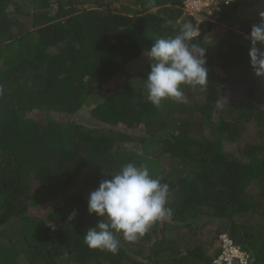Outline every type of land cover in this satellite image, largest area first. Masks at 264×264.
<instances>
[{
  "label": "trees",
  "instance_id": "16d2710c",
  "mask_svg": "<svg viewBox=\"0 0 264 264\" xmlns=\"http://www.w3.org/2000/svg\"><path fill=\"white\" fill-rule=\"evenodd\" d=\"M184 1L0 0V264H226L225 237L264 264V77L244 36L264 0L212 15ZM185 22L209 82L156 107L146 52ZM84 106L97 126L63 120ZM128 162L169 185L172 215L135 242L121 235L117 254L89 248L102 219L89 193Z\"/></svg>",
  "mask_w": 264,
  "mask_h": 264
},
{
  "label": "clouds",
  "instance_id": "9594fccd",
  "mask_svg": "<svg viewBox=\"0 0 264 264\" xmlns=\"http://www.w3.org/2000/svg\"><path fill=\"white\" fill-rule=\"evenodd\" d=\"M228 2L230 0H224V3ZM260 15V23L253 24L250 29L248 56L255 74L264 77V50L256 47L257 42L264 46V12ZM199 36V29L191 22H185L178 26L174 35L155 38L146 52L151 63L150 72L144 79L147 99L151 104L159 107L164 99L184 103L183 86L201 91L206 88L209 82L205 66L206 48L200 46ZM3 92L0 85V95ZM108 175L110 179L100 181L98 187L89 193L87 211L102 219L95 227L89 228L83 238L89 248L117 254L121 247V235L124 240L135 242L154 223L171 217L173 210L166 206L169 185L154 177L147 165L128 162ZM75 215L73 211L69 219ZM237 247L246 254V262H239L236 258L231 264H247L249 253Z\"/></svg>",
  "mask_w": 264,
  "mask_h": 264
},
{
  "label": "built area",
  "instance_id": "2783aa9c",
  "mask_svg": "<svg viewBox=\"0 0 264 264\" xmlns=\"http://www.w3.org/2000/svg\"><path fill=\"white\" fill-rule=\"evenodd\" d=\"M228 3H224V0H185L184 9L188 14L205 13L207 15H212L221 10L222 4L227 5ZM200 19L201 18L198 17L197 21ZM249 34L244 36L250 38ZM223 247L224 250L219 257V261H225L226 264H231L232 261H235L236 258H238L239 262H246V254L240 251L230 239L226 237L224 238Z\"/></svg>",
  "mask_w": 264,
  "mask_h": 264
},
{
  "label": "rangeland",
  "instance_id": "374dc122",
  "mask_svg": "<svg viewBox=\"0 0 264 264\" xmlns=\"http://www.w3.org/2000/svg\"><path fill=\"white\" fill-rule=\"evenodd\" d=\"M197 14H199V13H197ZM213 21H215V20H213ZM141 59H143V58H141ZM141 59H138V60H135V62H132V63H135L133 65H135V67H137L136 65H140L139 61ZM119 80H120L119 77L118 78L116 77V78L112 79V81L114 83H117ZM108 87H110V86H108ZM62 118H63V120H67V121L75 120V121L84 123L86 125H89L91 127H94V126L98 125V122H96L92 118V116L90 114V106H84V107L81 108V110H79L75 114L62 116ZM47 210H48V206L39 205V206L35 207V209L33 210V213H35V214H37L39 216H46L47 215Z\"/></svg>",
  "mask_w": 264,
  "mask_h": 264
}]
</instances>
